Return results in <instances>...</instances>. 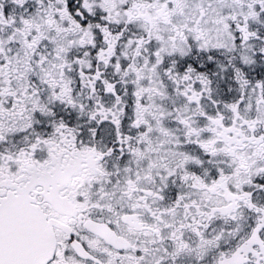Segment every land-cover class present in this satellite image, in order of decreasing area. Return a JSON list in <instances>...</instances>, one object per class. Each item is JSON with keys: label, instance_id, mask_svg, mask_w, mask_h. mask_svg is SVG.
<instances>
[{"label": "snow or ice", "instance_id": "obj_1", "mask_svg": "<svg viewBox=\"0 0 264 264\" xmlns=\"http://www.w3.org/2000/svg\"><path fill=\"white\" fill-rule=\"evenodd\" d=\"M0 264H264V0H0Z\"/></svg>", "mask_w": 264, "mask_h": 264}]
</instances>
